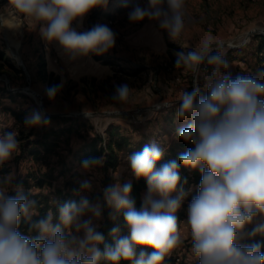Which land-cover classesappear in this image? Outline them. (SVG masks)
<instances>
[{"label":"clouds","instance_id":"obj_1","mask_svg":"<svg viewBox=\"0 0 264 264\" xmlns=\"http://www.w3.org/2000/svg\"><path fill=\"white\" fill-rule=\"evenodd\" d=\"M109 0H9L21 17L38 22L42 37L57 43L70 59L90 53L104 54L116 42V33L107 25L97 24L87 31H77L73 23L83 19L95 8ZM132 23L145 19L157 21L159 27L175 40L186 30L185 0H147L128 12ZM176 67L191 71L196 78L206 65L207 94L199 87L183 89L178 99V118L188 120L178 136L189 147L179 155V164L170 161L157 168L164 155L155 143L128 157L137 179L147 182L142 207L137 210L130 199L132 185L117 183L104 189V201L122 213L129 230L119 236L112 229L114 246L99 245L103 234L94 223L102 215L99 202L91 203L81 197L79 203L68 202L59 208V224L52 223V213L31 224L25 235L19 231L21 219L31 221L37 215L36 201L18 193L8 195L10 177L0 178V264H163L165 257L183 243L176 216L186 195L178 190L182 165L199 170L202 179L187 209L184 223L190 231L191 251L197 264H264L259 242L241 244L246 225L258 217L249 235L264 234V72L257 76L237 75L227 71V50L211 37L198 49L176 53ZM58 88L47 90L54 98ZM131 89L127 84L115 86L111 97L113 115L128 101ZM50 119L34 110L25 118L28 127L48 125ZM15 131L0 135V165L18 151ZM102 160L83 161L85 169L101 166ZM90 190L91 183H81ZM178 192L176 196L172 194ZM87 217V219H85ZM82 233V236L80 235ZM139 249V251H138ZM145 249H152L148 252Z\"/></svg>","mask_w":264,"mask_h":264},{"label":"rangeland","instance_id":"obj_2","mask_svg":"<svg viewBox=\"0 0 264 264\" xmlns=\"http://www.w3.org/2000/svg\"><path fill=\"white\" fill-rule=\"evenodd\" d=\"M146 3L147 0H109L106 6L93 9L83 19L82 24L73 23V27L80 32L103 24L116 33V42L112 49L100 55L93 53L102 61V65L97 75L88 76L71 75L56 53L57 43L48 42L42 37L38 22L21 17L15 12L9 0H0V47L6 51L15 65L14 67L2 65L0 60V135L15 131L19 141L17 153L7 161L8 172L0 173V178H11L8 185L9 196H12L15 189L25 188L24 184L16 183L17 179H24L27 176L28 181L34 183L33 175L30 174L38 169L41 172V168L44 171L51 167L48 162L41 163L32 156L23 155L21 146L30 139L42 137L46 131L54 127L60 128L71 121L82 123L80 133L72 132L69 141L61 140V152L67 160L73 158V150L78 149L94 134L105 133L108 138L112 127L130 134L137 129L138 135L145 138L156 136V131L162 128L163 120L178 115L180 101L176 99L179 98L181 91L183 89L191 91L196 86L200 88V83L204 87L206 84L207 66L205 65V68L201 66L199 75L194 78L191 71L176 67L178 52L198 49L209 37L214 42L232 40L238 46L223 45L229 61L227 71L233 77L259 74L257 73L259 64L254 51L259 42L257 35L260 32H254L247 41L242 42L247 30L254 27L264 28V0H185L186 30L175 40L170 38L166 30L159 27L157 21L147 19L139 23L129 21L128 12L133 6L136 4L144 6ZM100 8H103L102 14L92 19V13ZM7 21L12 23L11 27L6 25ZM18 54L21 55L27 71L18 59ZM52 71H55V74H52ZM207 71L210 72L211 69L207 68ZM4 72L9 73V81ZM58 75L61 81L57 87V94L54 98H49L47 90L50 88V82ZM121 84L129 86L130 96L123 105H115L119 107V114L113 115L114 102L111 97L115 86ZM26 85L43 94L42 104L47 110L59 113L57 118L42 110L39 97L32 92L10 89ZM8 106L21 111L25 118L34 110L41 111L50 119V123L28 127L25 120H18L16 115L9 111ZM87 110H109L110 113L88 116L61 114ZM158 131L156 139L161 141L162 134L168 131L166 129L164 132ZM27 134L28 136L21 138ZM171 144L173 145V142ZM125 150L122 156H118L115 165L106 166V154L98 158L103 161L102 165L91 169H85L83 165L75 163L77 175H73L72 179L80 183L85 180L91 183L90 190H82L80 186L77 193L84 197L90 196L89 201L99 202L102 208V215L94 220L95 224L101 223L105 216L104 189L117 183L123 185L133 175L128 160L132 152L127 147ZM51 165L55 167L56 186L64 184L70 174L59 173L61 164L56 160ZM30 189L36 191L39 188L32 185ZM43 190L52 191L49 187ZM177 194L178 192H174L172 195ZM185 200L186 196L181 206ZM190 201L191 199L184 205L186 210ZM186 221L187 215L179 225L183 243L165 257L163 264H188L186 257L191 261L196 260L191 251L190 231L184 224ZM259 222H262V219L258 217L252 224L246 225L243 234L247 235L248 227L256 226ZM80 235L82 236V233ZM240 243L244 244L242 239ZM177 256L183 259L178 261Z\"/></svg>","mask_w":264,"mask_h":264},{"label":"trees","instance_id":"obj_3","mask_svg":"<svg viewBox=\"0 0 264 264\" xmlns=\"http://www.w3.org/2000/svg\"><path fill=\"white\" fill-rule=\"evenodd\" d=\"M103 12V8L96 10L92 13V19L98 18ZM94 21V20H93ZM92 21V22H93ZM258 44L255 48L254 55L257 57V73L264 72V34L259 33ZM0 60L2 65H9L10 67H14V63L11 61V57L6 54V51L0 47ZM205 68V65H202ZM21 70V69H20ZM52 74H55V71H52ZM61 79L60 76H56V78L52 79L50 82V88L58 87ZM200 89V95L205 96L207 94L206 88L202 86ZM11 111L16 115L18 120H25L21 111H17L16 109L10 107ZM51 117L57 118L58 115H51ZM67 121L68 119H64ZM77 120V119H76ZM80 123H73L72 121L68 124L62 125L60 128H53L52 130L46 131L42 137L38 139H30L27 142L22 143V152L23 155L32 156L37 161L48 162L51 167L43 170L41 168V172L39 169L33 175L34 183L28 181V177L24 179H17V184H24L25 188L15 189L12 191V196L15 197L18 193L25 195L29 200L36 201V211L37 215L33 216L31 221H27L25 219H21L19 225V231L25 235H37L36 232H29L31 224L42 219L46 218L48 213H52V223L54 225L59 224V208L65 203L68 202H76L79 203L81 194L77 193V189L81 186L79 181L72 179L73 175H77V171L75 170V166L77 164L83 165V161L99 158L101 155L106 154L105 161L106 166L115 165L118 161L119 152L121 149L128 147L132 154L141 152L144 148L143 145H136L129 147L131 143L130 137L128 135H120L118 134L117 129H111L108 134V138H105L104 135L97 133L94 136H91L86 142H84L78 149L73 150V158L67 160L64 158L61 152V140L69 141L70 135L72 132L80 133V128L82 126ZM28 136L23 135L21 138ZM20 138V137H19ZM106 141V143H105ZM189 147H192L191 144L185 143L182 141L179 136L178 140L170 146L164 152V155L157 162L156 167L159 168L163 164L168 163L170 161H176L179 164V155L185 152ZM56 160L57 163L61 164L60 172L61 174H70L64 184L56 186L54 183L55 178V167L51 164ZM77 162V164H75ZM55 166V165H54ZM8 165L5 162L3 165H0V173L5 174L8 172ZM179 175L181 177L180 183L178 184V190L183 189L186 193V200L183 202V205L176 212V216L178 219L179 225L182 220L187 215L186 205L188 200L192 199L198 192V186L202 179L201 173L199 170H192L186 168L184 166H180ZM132 185V191L130 193V199L134 200V206L137 210L142 207L143 197L147 192V182L145 179L140 178L137 179L134 174L131 176L129 181ZM128 183V182H125ZM34 185L39 188L36 191H32L30 187ZM49 187L53 191H44L43 189ZM90 197V196H89ZM89 197H86L88 200H91ZM105 216L100 225H98L97 231L103 234L104 240L99 245L100 249L103 251L105 246H114V237L112 235L113 228H119V236H127L129 234V230L126 226V223L123 218V214H115V219L111 218L114 214V210L110 208L107 204L105 206ZM255 226L248 227V235L243 237L244 244H252L259 242L261 244V252L264 253V234H257L255 236L249 235L252 229ZM139 251V249H138ZM145 251H152V249H145ZM101 264H107L106 261H101ZM120 264H129L127 261H121ZM184 264V263H183ZM188 264H197V260L192 261Z\"/></svg>","mask_w":264,"mask_h":264},{"label":"crops","instance_id":"obj_4","mask_svg":"<svg viewBox=\"0 0 264 264\" xmlns=\"http://www.w3.org/2000/svg\"><path fill=\"white\" fill-rule=\"evenodd\" d=\"M55 50H56L57 55H59L60 57L61 63L63 64V66H66L70 70L71 75H83L84 74L88 76H95L98 74L99 70L101 69L102 61L98 57H96L93 53H90L86 57H79L73 60L69 58V56L61 49V47L58 44L56 45ZM10 107H9V111H11ZM188 123H190V121L188 120L181 121L178 118V115L175 117H170L168 118V120H163L162 128L158 130L160 132H164V130L166 129L168 132L162 134L160 138L161 141L156 139L158 130L156 131V136L154 135L153 137H150V138H145L141 135H138L137 129L134 130V132L131 134L128 131H127L128 133H125V131H119L118 129L117 131H118V134L120 135H128L130 137L131 143L129 144V147L136 146V145H143L145 147V145H151L155 143L165 152L168 149V146L171 145L172 142L174 143L175 139L178 138L179 129L187 126ZM112 129L114 128L112 127ZM130 179L131 177L128 180H126V182H129ZM100 224L101 223L97 225H100ZM243 235H244L243 237H245L248 235V233L247 235L246 234H243Z\"/></svg>","mask_w":264,"mask_h":264},{"label":"water","instance_id":"obj_5","mask_svg":"<svg viewBox=\"0 0 264 264\" xmlns=\"http://www.w3.org/2000/svg\"><path fill=\"white\" fill-rule=\"evenodd\" d=\"M254 32H260L262 34H264V28L263 27H254V28H251L249 30H247L245 32V39L242 43H244L245 41H247V39L254 33ZM215 43L217 44H221V45H230V46H238V44H235L232 42V40H228V41H216ZM240 43V44H242ZM239 44V45H240ZM18 59L21 61V63L23 64L24 68H25V64L24 62L22 61V58H21V55L18 54ZM25 70L27 71V69L25 68ZM6 77H7V81H9V73L8 72H4ZM0 78H1V75H0ZM195 81H197V79H195ZM197 87V86H196ZM10 89H13V90H28L30 92H32L34 95L38 96L39 99H40V105H41V108L42 110L45 112V113H48L50 115H59V113H56V112H52V111H49L47 110L44 105L42 104L43 103V94L39 91H37L36 89L32 88L30 85H26V86H22V87H10ZM159 106V105H158ZM141 109V108H139ZM103 114V113H110V111H82V112H65V113H61V114H69V115H80V116H88V115H95V114Z\"/></svg>","mask_w":264,"mask_h":264},{"label":"built area","instance_id":"obj_6","mask_svg":"<svg viewBox=\"0 0 264 264\" xmlns=\"http://www.w3.org/2000/svg\"><path fill=\"white\" fill-rule=\"evenodd\" d=\"M103 135H104V137L106 138L105 133H104ZM177 140H178V138L175 139V141H177ZM105 143H106V141H105ZM171 145H172V144H171ZM171 145H169L168 147H170ZM125 151H126L125 148L121 149L120 152H119V155L122 156V155H123V152H125ZM188 258H189V257H186L185 260L187 261V263H191L192 261L189 260ZM182 259H183L182 257L177 256V260H178V261H180V260H182Z\"/></svg>","mask_w":264,"mask_h":264},{"label":"bare ground","instance_id":"obj_7","mask_svg":"<svg viewBox=\"0 0 264 264\" xmlns=\"http://www.w3.org/2000/svg\"><path fill=\"white\" fill-rule=\"evenodd\" d=\"M6 25H7L8 27H11L12 23L9 22V21H7V22H6ZM17 39H19V38H17ZM18 42H19V41H18ZM6 78H7V77H6Z\"/></svg>","mask_w":264,"mask_h":264}]
</instances>
